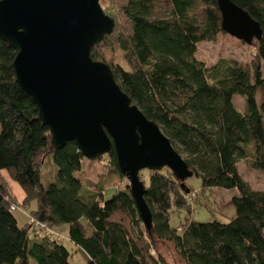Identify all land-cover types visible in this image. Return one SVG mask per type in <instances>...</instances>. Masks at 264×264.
Masks as SVG:
<instances>
[{
    "label": "trees",
    "instance_id": "trees-1",
    "mask_svg": "<svg viewBox=\"0 0 264 264\" xmlns=\"http://www.w3.org/2000/svg\"><path fill=\"white\" fill-rule=\"evenodd\" d=\"M231 1L262 31L251 45L250 81H239L224 61L207 67L196 57L199 43L226 34L217 0H120L116 14L107 11L115 20L112 33L91 50V58L111 68L132 104L184 155L192 177L200 180V192L237 191L230 200L234 216L227 223L186 220L171 227V214L183 210L190 215L197 194L186 183L189 178L179 181L166 168L147 171L143 180L149 230L128 187L108 200L104 192L84 190L77 177L84 160L106 157L109 173L125 178L113 148L94 160L73 143L54 149L49 129L15 82V52L0 39V172L24 195L18 203L0 177V264H71L64 240L46 235L45 229L62 234L87 264H171L153 255L159 242L173 245L180 264H264V190L252 189L237 168L245 160L264 172V75L259 68L264 64V0ZM102 48L119 51L126 68L106 60ZM235 96L244 97L243 112L235 107ZM31 203L35 208L19 227L10 207Z\"/></svg>",
    "mask_w": 264,
    "mask_h": 264
},
{
    "label": "water",
    "instance_id": "water-1",
    "mask_svg": "<svg viewBox=\"0 0 264 264\" xmlns=\"http://www.w3.org/2000/svg\"><path fill=\"white\" fill-rule=\"evenodd\" d=\"M221 28L248 46L262 31L231 0H217ZM115 20L100 0H0V39L15 52L17 86L30 97L51 146L73 143L86 159L113 148L140 219L152 225L142 171L169 169L175 179L193 176L160 127L120 89L111 68L91 50L112 33Z\"/></svg>",
    "mask_w": 264,
    "mask_h": 264
},
{
    "label": "rangeland",
    "instance_id": "rangeland-1",
    "mask_svg": "<svg viewBox=\"0 0 264 264\" xmlns=\"http://www.w3.org/2000/svg\"><path fill=\"white\" fill-rule=\"evenodd\" d=\"M120 3V0H100L102 10L110 16L107 11H114L115 7ZM159 16H162L163 8L157 7ZM199 12L201 10H198ZM116 14V12L114 13ZM111 17V16H110ZM112 18V17H111ZM119 20V19H117ZM106 60L113 65H119L126 68V63L123 55L116 49H99ZM196 57L202 61L207 67H212L220 61L226 62L233 67L234 73L239 81H250L252 78V66L254 64L255 48L248 46L242 41L227 35L219 34L214 41L201 42L197 46ZM260 71L264 75V64H259ZM244 97L235 96L234 105L239 111H244ZM184 157V155H181ZM107 158L97 161H83L82 170L77 174V177L82 182L84 190L95 194L103 193L104 200H108L115 190H121L128 187V181L120 179L114 174L109 173L105 167ZM50 163L46 160V167L43 173L49 171ZM238 172L242 179L247 182L254 190H264V172L252 169L247 161L241 160L238 165ZM9 177V176H8ZM148 172L143 171L140 174V180H147ZM10 179V178H9ZM11 180V179H10ZM8 183V182H7ZM186 183L196 190L197 198L191 201V214L186 211L173 212L170 216V226L177 228L186 220L197 222H206L217 220L222 223H227L234 216V209L231 207L230 200L238 193L235 190L210 189L200 192V180L196 177L189 178ZM9 188L19 202H21L23 194L20 186L11 180ZM11 186V187H10ZM35 204L31 203L25 208L21 205L13 212L19 227L23 226L27 221L26 212L32 211ZM63 246L70 253L71 264H87V261L81 251L70 241L64 240ZM160 254L163 259L171 264H180L181 261L177 257L174 247L170 243L159 242L153 250V255Z\"/></svg>",
    "mask_w": 264,
    "mask_h": 264
},
{
    "label": "built area",
    "instance_id": "built-area-1",
    "mask_svg": "<svg viewBox=\"0 0 264 264\" xmlns=\"http://www.w3.org/2000/svg\"><path fill=\"white\" fill-rule=\"evenodd\" d=\"M11 211H15L18 209V207L12 205L10 207ZM28 216V215H27ZM45 234L54 238L57 241H61V240H67L62 234L56 233L54 231H52L51 229H45Z\"/></svg>",
    "mask_w": 264,
    "mask_h": 264
},
{
    "label": "crops",
    "instance_id": "crops-1",
    "mask_svg": "<svg viewBox=\"0 0 264 264\" xmlns=\"http://www.w3.org/2000/svg\"><path fill=\"white\" fill-rule=\"evenodd\" d=\"M0 177L1 178H3L5 181H6V183L8 182H10L11 180L9 179V177H8V174L5 172V171H1L0 172ZM8 183H7V185H8ZM8 187H9V185H8ZM11 187V186H10ZM10 189V188H9ZM11 191V190H10ZM11 194H12V192H11ZM22 194H23V192H22ZM12 196H13V194H12ZM13 198H14V196H13ZM23 198H24V195H23V197H22V200H23ZM18 203H20L19 202V200H17V198H14ZM22 200H21V202H22ZM60 230V232L61 233H63V234H66V229L65 228H61V229H59Z\"/></svg>",
    "mask_w": 264,
    "mask_h": 264
}]
</instances>
